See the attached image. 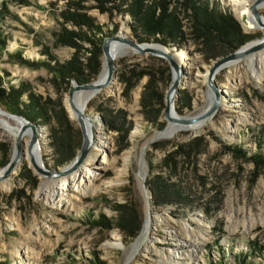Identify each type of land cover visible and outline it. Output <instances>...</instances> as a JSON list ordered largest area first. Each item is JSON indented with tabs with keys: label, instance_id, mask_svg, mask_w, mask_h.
<instances>
[{
	"label": "rangeland",
	"instance_id": "1",
	"mask_svg": "<svg viewBox=\"0 0 264 264\" xmlns=\"http://www.w3.org/2000/svg\"><path fill=\"white\" fill-rule=\"evenodd\" d=\"M186 1L170 0L183 31L181 42L171 44L184 67L175 115L194 117L214 100L207 79L215 59L207 58L212 51L208 43L224 46L236 37L229 23L196 30ZM210 1L244 34L254 36L240 49L264 35L257 22V30L246 27L248 5ZM124 2L0 0V74L6 87L24 91L26 103L32 94L45 107L47 117L34 123L41 129L38 149L47 171L66 166L56 161V129L63 134L69 128L77 153L83 143L69 106L72 84L66 89L56 68L76 56L88 63L95 39L90 23L135 37L131 16L121 11ZM128 48L129 53L117 58L114 84L95 93L86 108L96 142L82 167L68 175L71 181L65 185V176L45 177L31 166L30 155L0 181V264H264V158L257 157H264V74L255 81L244 58L236 60L241 61L236 70L230 63L223 66L215 80L222 91L220 108L193 123H203L200 132L180 129L170 134V125L193 124L170 123L164 115L150 121L142 110L149 76L138 78L146 69L157 72L166 107L173 78L166 69L169 63ZM104 62L103 55L97 80L106 69ZM62 107L68 126L59 115ZM1 108L14 126L21 124ZM120 110L126 120L116 119L112 128L107 113ZM2 121L0 117V172L16 144ZM29 138L27 134V145ZM157 183L175 185L176 201L170 195L158 200ZM149 221L144 245L134 252ZM171 254L174 258L168 260Z\"/></svg>",
	"mask_w": 264,
	"mask_h": 264
},
{
	"label": "trees",
	"instance_id": "2",
	"mask_svg": "<svg viewBox=\"0 0 264 264\" xmlns=\"http://www.w3.org/2000/svg\"><path fill=\"white\" fill-rule=\"evenodd\" d=\"M106 1L108 2L109 0ZM186 2L189 7L188 9L192 11V26L196 30L204 28L209 29L214 23L217 25L220 24L222 28H226V24L229 23L235 30V42L229 41L224 46L216 45L212 41L208 43L212 48L211 54L207 56L208 59H217L230 52H235L240 46L254 38L253 35L244 34L236 21L233 20L234 22L232 23L229 18H226L227 15L225 16L222 14L216 7H212L210 0H187ZM170 7V0H125L121 5V11L131 16V26L138 41L157 42L168 46L172 43H180L183 36L176 7H174V9H170ZM90 28L94 32L93 36L95 39L88 37L92 40L94 45L92 50H90L91 55L88 57V63L84 64L79 62L76 56L73 60L67 61L65 64H61L56 68V71L59 73L58 77L62 81V84H65L66 89L71 86L74 79L79 83L91 82L96 79V76H98L101 70V63L103 62V40L105 37L116 33V30L106 31L103 30L101 26H95L92 23H90ZM151 58L164 61V59L155 56H151ZM164 69L165 68L161 67L160 70L164 72ZM166 69L170 71L169 66H167ZM145 75H148L149 78L142 92V110L150 121L155 122L163 117V109L165 107L164 97L157 89V72L153 69H146L141 72L138 78ZM169 78H171L170 74ZM23 93V90L14 85L6 87L4 79L0 74V104L6 105L12 112L23 115L25 118L32 120V122L37 121L40 117L46 118L45 107L39 103L38 99L31 94L30 102L26 103V101L22 99ZM59 115L61 116V120L67 123L68 126L69 117L63 107ZM106 118L108 124L112 128H115L116 125H114V123L118 121L116 119L126 120V112L123 110H120L119 113L109 111ZM160 126L162 127V124H160ZM66 130L67 131L63 134H60L57 129L55 131L58 156L56 161L60 167L74 161L77 155L76 145L69 134L70 130L68 127ZM257 157L260 159L264 158L260 153H257ZM172 186L175 187V185L172 184H163V186H160L157 183L155 194L158 200H168L166 196L170 195V200L173 202L176 201L175 196L179 194V191H177L176 188L173 189ZM135 229L133 235L138 233L139 226Z\"/></svg>",
	"mask_w": 264,
	"mask_h": 264
},
{
	"label": "water",
	"instance_id": "3",
	"mask_svg": "<svg viewBox=\"0 0 264 264\" xmlns=\"http://www.w3.org/2000/svg\"><path fill=\"white\" fill-rule=\"evenodd\" d=\"M264 0H254L253 3L249 6V11L253 15L254 19L259 26L264 29V12L260 11L259 5ZM259 39L256 43L251 46H247L244 49H237L235 52H230L226 55L218 57L215 59L213 65L209 67L207 83L209 88L214 92V101L210 108L205 113L198 114L194 117L189 116H176V103L178 101V94L180 93L181 81L184 77V67L182 63L177 58V47L174 48L173 45H163L157 42L144 41L140 42L135 39L134 36H131L127 32H119L107 36L103 40V55L105 60V66L107 68V76L103 80L94 79L93 81H88L85 83H79L75 79L72 81L71 89H69V106L75 114V119L78 121L81 133L83 137L82 147H80L74 161H71L62 169L47 171L45 168L37 162V158L34 155V148L39 142V131L40 126L32 120L27 119L18 113L7 112L4 109L0 108L7 114L13 115L18 118L21 123L20 129L16 133V144H15V154L9 160L5 170L0 172V181H4L9 178L15 169H17L22 163L25 156V135L30 131L29 143L27 145L28 151L30 153V162L31 166L35 168L38 172L43 174L45 177H62L74 173L77 171L87 157L90 154V151L94 147L96 142L95 139V127L91 125L89 129L88 121L92 124L91 117L89 112H85L83 109H80L76 105L75 95L78 91L81 90H90L91 92L97 93L101 90H105L108 87H111L114 84V80L118 73L117 57L114 51L115 45L117 43L126 44L131 47V49L137 54H148L153 56L162 57L168 61L170 69L173 74L171 78V83L168 91L166 92V107L164 109V117L170 123L174 124H189L191 125L194 122L199 120H205L211 117L221 106V94L222 91L219 87V84L215 81L218 71L222 69L223 66H226L231 61H236L243 58L246 54H250L260 49H264V35L257 38Z\"/></svg>",
	"mask_w": 264,
	"mask_h": 264
},
{
	"label": "bare ground",
	"instance_id": "4",
	"mask_svg": "<svg viewBox=\"0 0 264 264\" xmlns=\"http://www.w3.org/2000/svg\"><path fill=\"white\" fill-rule=\"evenodd\" d=\"M251 1V2H250ZM254 0H236V3H235V6H247L248 5V8L249 6L253 3ZM262 8L264 7V1L259 5V8ZM250 10V9H249ZM249 13V16H248V21L246 22V27L250 30V31H254V30H257L259 29L258 28V25L256 23V21L254 20L253 18V15L250 13V11L248 12ZM257 41H254L252 43H250L249 45H246L245 47H249L251 45H253L254 43H256ZM130 47V46H129ZM245 47L241 48V49H244ZM131 48V47H130ZM261 50V51H260ZM260 50H257L256 52H252L250 54H246L243 58L244 62L247 63V66L249 67V72L251 73V77L253 79H255V81H258V80H261V77L262 75L264 74V49H260ZM114 51H115V54H116V57L118 58L119 56H124L126 55L127 53H129L130 49L128 48V46L126 44H122V43H117L115 45V48H114ZM180 52V51H179ZM177 58H178V54H177ZM179 59V58H178ZM183 59H184V56H183ZM180 61V60H179ZM181 62V61H180ZM185 62V61H184ZM233 62V63H231ZM230 62V65H228V67H235L234 70H236L237 68L240 67L241 65V61H231ZM183 65V64H182ZM106 68V67H105ZM219 72V71H218ZM235 73V72H234ZM105 76H107V68L102 72V75L100 77L99 80H103L105 78ZM95 93L94 92H91L90 90H81V91H78L75 95V101H76V105L80 108V109H83L84 111H86V108L90 102V100L92 99V97H94ZM214 101V100H213ZM213 101H211L213 103ZM208 109V108H207ZM176 114V113H175ZM75 115V114H74ZM13 116V115H11ZM90 116V114H89ZM0 117L2 119H4V121H2V125H3V128L6 129L8 132H11V134L14 135V137L16 136V133L17 131L20 129L21 127V124H19L18 126H14L12 123L14 121H11V118L9 117H6L4 114H2V112L0 111ZM15 117V116H14ZM91 117V116H90ZM91 121H92V124L89 123L88 121V125H89V129L91 128L90 126L93 125V120L92 118H90ZM7 120V121H6ZM200 121V120H199ZM198 122V121H197ZM195 123V122H194ZM193 124V123H192ZM182 125H185V124H182ZM189 125V124H187ZM202 126H203V123H199V124H193L191 126H188V127H178L177 125H170V134L173 133V132H177L178 130L182 129V130H191L193 132H200L201 129H202ZM29 136H30V131L27 133ZM26 134V135H27ZM25 135V136H26ZM25 148H26V145H25ZM28 148L25 149V156H24V159L25 158H28L30 153H28ZM34 155L36 156V160L39 164H43V161H42V158L41 156L39 155V149H38V144L35 146L34 150ZM84 164V163H83ZM82 164V165H83ZM82 167V166H81ZM77 173V172H76ZM59 177V176H57ZM72 177L71 176H65V178H62V184H65L66 182H69L71 181ZM58 180L52 182V189H54V191L56 192V188H57V185H58ZM66 185V184H65ZM59 195L64 196L63 193H59ZM150 221L148 222L147 226L144 228V232L141 234L139 240L135 243V246H134V252L140 248L142 245H144V242H145V234L147 233V230L150 226ZM193 236V235H192ZM200 239V238H199ZM139 251V250H138ZM178 257V255H176ZM174 258V255L171 254L167 259L168 260H172Z\"/></svg>",
	"mask_w": 264,
	"mask_h": 264
}]
</instances>
